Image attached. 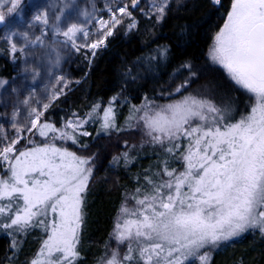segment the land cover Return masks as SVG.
<instances>
[{
  "label": "snow or ice",
  "instance_id": "snow-or-ice-1",
  "mask_svg": "<svg viewBox=\"0 0 264 264\" xmlns=\"http://www.w3.org/2000/svg\"><path fill=\"white\" fill-rule=\"evenodd\" d=\"M140 2L131 0L129 6L126 0H112L115 6L107 9L109 18L99 19L95 32L73 23L59 34L76 52L90 51L91 58L86 55L85 59L91 65L97 50L106 47L107 39L125 19L128 30L137 27L138 21L129 8L139 7ZM212 2L221 4V0ZM7 3L10 4L7 14H12L21 0ZM168 5L169 0L150 3L151 13L142 14H154L159 22ZM35 19L48 24L47 18L37 15ZM4 20L5 13L0 10V23ZM78 33H83L85 42H77ZM90 36L94 39L88 42ZM16 51L17 45L11 43V52ZM209 55L235 86L254 98L250 111L232 120V109H222L211 100L193 95L155 111L148 100L130 110L127 127L134 126L133 120L144 121L154 144L168 142L165 151L169 157L181 149V138L187 141L178 157L184 167L179 172L175 168L169 170L165 159L163 175L167 180L156 182L146 177L151 191L141 197V189L137 188L134 197L137 207L131 210L122 207V216L127 218L122 223L118 221L113 229L118 245L128 242L127 251L121 259L114 250L100 264H185L194 257L200 264H207L210 257L206 252L199 255L201 249L217 247L249 229L264 234V0H230L226 19L215 35ZM181 68L187 69L189 76L175 89L177 93L196 76L190 64ZM4 83L0 81V86ZM56 83L64 87L50 93L49 102L42 104L43 110L30 107L29 127L20 128L13 123L15 136L0 134V167L8 173L6 177L0 175V218H4L0 219V230L24 232L42 227L47 233L40 249L45 260L35 258L31 264H75L79 258L77 248L94 159L78 156L55 143L18 148L26 138L22 133H38L49 141L70 140L79 144L81 136L91 135L85 125L95 119L100 121L99 132L122 130L115 120V96L110 98L102 115L101 104L97 103L85 114L86 118L74 112L60 128L44 121L52 101L63 95L69 85L64 77H57ZM24 104L30 105V101L25 100ZM141 111L144 114L137 116ZM121 155L130 162L128 152ZM120 158L113 157V162Z\"/></svg>",
  "mask_w": 264,
  "mask_h": 264
},
{
  "label": "trees",
  "instance_id": "trees-1",
  "mask_svg": "<svg viewBox=\"0 0 264 264\" xmlns=\"http://www.w3.org/2000/svg\"><path fill=\"white\" fill-rule=\"evenodd\" d=\"M145 7L144 0H141L136 10L130 9L138 21L137 27L128 30V20L125 19L107 39L106 47L97 50L91 65L85 59L86 55L91 58L90 51L77 53L78 63L73 70L80 77L79 83L69 85L45 113L47 121L61 126L74 111L89 113L97 103L101 104L99 111L102 114L101 109L108 105L110 98L117 97L115 120L122 130L107 134L93 132L88 137L81 136L80 144H77L88 145L86 149L94 159V166L84 204L85 221L78 247L80 255L75 264H100L101 259L107 257L116 215L124 198L130 193L136 196L137 188L144 193V188L150 186L142 165L148 163L149 177L156 182L163 177L165 159L169 168L180 165L175 161V155L169 157L166 153L168 142L154 144L152 138L140 130V125L145 126L144 121L133 123L131 128L123 126L134 106L140 107L146 100L151 101L152 106L164 105L189 92H199L201 87L208 88L214 99L225 94L231 102L234 99L243 101L242 91L206 54L214 33L230 8V0H221L220 5L212 0H169L166 13L159 22L154 14H142L141 9ZM5 43V39H0V81L7 83L15 71ZM186 63L191 65L196 76L177 94L175 89L189 76L188 70L181 68ZM4 92L0 86V111ZM28 138L21 140L17 147L30 145ZM124 152H128L130 162L120 155ZM116 156L123 160L113 162ZM251 230L215 250L207 264H264V234L258 229ZM9 245L8 236L1 235L0 264L10 261L13 251ZM32 251L33 248L29 254Z\"/></svg>",
  "mask_w": 264,
  "mask_h": 264
},
{
  "label": "rangeland",
  "instance_id": "rangeland-1",
  "mask_svg": "<svg viewBox=\"0 0 264 264\" xmlns=\"http://www.w3.org/2000/svg\"><path fill=\"white\" fill-rule=\"evenodd\" d=\"M126 2L129 4V6L131 5V0H126ZM153 2L158 4L160 0H144L146 7L145 9H141V12L151 13L149 5ZM9 6L10 4L7 3V0H0V10L4 11L5 13V20L3 23H0V39L6 40L5 45L7 47V50L9 51V59L12 62L13 70L15 71V74L13 75L11 80L7 81V83L2 86L5 89V92L3 93L2 109L0 111V134L11 138L15 136V129L12 127L13 123H15L16 126L20 128L29 127L30 107H37L39 110H43L42 104L49 102L48 97L50 93L55 91L56 89L64 87L63 84L56 83L57 77L66 78L69 81V85L76 83L80 79V77H78V74L74 73L73 70L74 66L78 63V52L72 49L70 45L65 44L66 38L60 35L59 32L65 31L68 26L73 23H77L80 27L87 29L90 33H93L98 27L97 21L99 19H108L110 13L107 11V9L115 5H113L112 0H21V3L18 6L16 12L7 14V7ZM130 9L131 7L129 8V10ZM132 10L134 11L136 10V8ZM37 15L47 18L48 24L45 25L41 21L36 20L35 17ZM223 23L214 33L211 43L207 49V57L212 63L214 62L211 60L209 55L210 49L214 45L215 35L223 26ZM127 25L128 23L126 24V26ZM36 37H40L41 39L36 40ZM76 39L78 43L85 42L83 33H78ZM92 39H94V36H90L88 38V42H91ZM10 42L17 45V51L14 54L11 52ZM81 50H83V52L87 51V49ZM58 57L59 63L57 64L56 61ZM18 59L19 61L17 62ZM224 74L225 76H227L225 72ZM227 78L234 85V82H232L228 76ZM235 87L240 89L237 86ZM67 89L68 87L65 88V91ZM240 91H242L243 94V101L242 99H234L233 102H231L225 97V94L220 96V98L214 99L210 97L209 89H205L203 87H201V90H199V92L191 94L189 92L188 95L196 96L199 99L211 100L217 107H220L222 109H232L231 119L238 120L241 115H246L250 111V108L254 103V98L250 94H247L242 89H240ZM185 96L182 95V97L176 98L171 103L180 101ZM25 100H29L30 105H25ZM157 106L160 107L163 105L152 106L153 111L159 109V107ZM105 107H107V105H105L101 110H103ZM74 112L78 116L86 118L85 114H78V112L76 111ZM72 114L69 118L72 117ZM143 114L144 112L142 111L139 116ZM14 117L15 119H13ZM46 119V117L43 118L44 121L52 123V121H47ZM135 122L139 124L143 121L133 120L132 124ZM61 126L55 127L60 128ZM123 126H126V123ZM99 127L100 121L99 119H95L93 122H89L85 125V130L89 131L90 134L93 132L94 134L103 133L98 131ZM139 128L145 134H147L148 130L145 126H143V124L142 126L140 125ZM22 136L29 137L28 139L34 142L33 144L28 145V148H31L33 146L42 147L45 143H55L57 147H65L78 156L91 157L89 156L86 148H83L77 144H73L70 140L49 141L47 137H41L38 133L31 134L27 132H23ZM166 142L164 143V145L166 144ZM179 143L181 144V149L177 150L173 154L177 157V160L175 159V156L172 158V160L175 159V161L177 163L179 162L180 164L179 167H174L177 172L182 171L184 167L183 161L178 157L181 155L183 149L187 146V141L181 138ZM23 148L24 147H22L21 149ZM120 160H123V158L121 157L119 161ZM147 164L148 163L142 165V172L144 173V175H147V177H149L151 176V173L147 171V167L149 166ZM171 169H173V167L170 166L169 170ZM152 174H154V170L152 171ZM0 175H3L5 177L8 175L5 168L0 167ZM167 179L168 177L163 175L161 180ZM149 191H151V185L144 188V193ZM144 193H140L139 195L142 197ZM134 197V194L131 195L130 193L127 194L126 198H124V201L116 215L115 224L118 221L122 223L123 218H127L122 216V207H127L130 210L137 207ZM1 235L8 236L10 240L9 246L13 251L10 256V261L7 264H31V261L35 258H39L41 261L45 260V256L40 255L42 242L47 238V233L42 227H32L24 232L0 230V236ZM241 235L233 237L228 241L221 242L217 247L207 246L204 249L200 250L199 255H203L206 252L210 257L215 250L225 247L226 244L238 239ZM13 244L15 246H13ZM32 248L33 251L29 254V251ZM127 249L128 242L125 241L123 244L118 245L112 231L109 243V252L106 258H110L111 253L115 250L118 251L119 257L122 259ZM77 250L79 252L78 248ZM193 261L197 264H200L198 258L195 257L190 258L185 262V264Z\"/></svg>",
  "mask_w": 264,
  "mask_h": 264
}]
</instances>
